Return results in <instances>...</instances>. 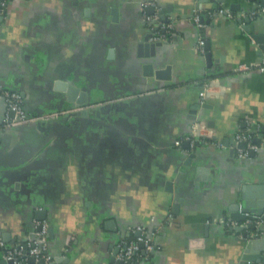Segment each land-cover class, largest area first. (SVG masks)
<instances>
[{"label": "crops", "instance_id": "1", "mask_svg": "<svg viewBox=\"0 0 264 264\" xmlns=\"http://www.w3.org/2000/svg\"><path fill=\"white\" fill-rule=\"evenodd\" d=\"M6 4L0 90L19 92L37 116L83 108L67 124L61 118L42 127L40 121L7 127L12 117L0 93V238L6 247L34 240L38 213L45 211L54 264H116L110 259L115 247L136 239L138 227L158 247L133 264H243L244 233L237 229L243 225L226 224L245 187L264 184V72L237 69L264 56V15H251L264 0ZM169 6L159 30L164 45L155 56H141L145 36L157 33L147 9L154 7L163 22L159 12ZM197 13L207 16L210 67L197 49ZM150 59L160 76L144 75ZM209 81L215 95L203 100ZM197 120L213 121L201 131L210 139L192 144ZM248 129L258 149L240 157L245 149L236 135ZM260 229L250 234L264 241V224ZM261 251L264 256V246Z\"/></svg>", "mask_w": 264, "mask_h": 264}, {"label": "built area", "instance_id": "2", "mask_svg": "<svg viewBox=\"0 0 264 264\" xmlns=\"http://www.w3.org/2000/svg\"><path fill=\"white\" fill-rule=\"evenodd\" d=\"M6 2L7 0H0V4L2 5L3 8L6 7ZM150 3H145L144 6H148ZM219 13L221 15H224V10H220ZM253 17L258 16V15H264V6H261L258 10H254L251 14ZM228 18H232V16H227ZM193 20L195 24L199 28V39H198V44H197V49L201 53H205V35L202 33V31L205 29V23H203L202 20V15L201 14H195L193 17ZM146 21L151 24L153 27L152 29L155 30V36L152 38L153 41H159L162 39L163 35L160 34L159 30L161 28H165L166 24L161 22L158 15H153V16H148L146 18ZM170 29L173 28V23L168 25ZM259 70L261 72H264V56L262 58V61L259 64H241L238 67V71L242 73H247L252 70ZM214 83V81H209V85L205 87L204 93H203V100L207 99L209 95H215L213 90L210 89L211 85ZM1 93L3 97L5 98L6 105L8 112H14L15 116L8 119L6 118L5 122L7 125L5 126H12V125H18L21 123H26V122H37V121H47V120H52V119H61L64 117H69L71 118L75 113L79 112L83 108L80 107H70L67 109H63L61 111L54 112L49 117L45 116H37L33 113H31L27 107L25 106L24 98L23 96L16 91H11V90H1ZM207 127V124L205 122H198L194 126V130L197 135H193L190 141L192 144L196 143H201V142H206L207 139L209 138V135H205L204 137L202 134V130ZM254 133L252 132V129H248L245 131H240L236 135V139L240 143L245 144V150H243L240 153V157H246L249 155L250 151L252 149H258V147L255 146L254 144ZM210 139V138H209ZM249 216L250 214H246ZM249 223L256 224L258 228L262 227L264 224V219L263 217H253L252 219H248L245 223L241 225H247ZM240 225L239 222L235 220H228V223L226 226L231 227V226H236ZM39 226L41 229L38 231L36 238L34 240H31L26 243H21L17 244L16 246L13 247H6L4 244V241L2 238H0V245L2 248H4V258L7 260H12L13 264H39V262L43 261L44 264H53L54 262V257L49 251V243H48V237L50 235V228L51 225L47 221H40ZM136 232H139L140 235L136 239H130L125 242V245L127 246L126 251L121 253L120 259L123 261V264H133L135 259L141 256L143 248L141 245H144V249L148 254L152 253L155 251V249L158 247L157 243L154 241L153 236L150 237L149 233L147 232L146 228L144 227H138L135 230ZM251 238H254V234L250 235ZM35 258V262L31 261V258ZM250 264V263H247Z\"/></svg>", "mask_w": 264, "mask_h": 264}, {"label": "water", "instance_id": "3", "mask_svg": "<svg viewBox=\"0 0 264 264\" xmlns=\"http://www.w3.org/2000/svg\"><path fill=\"white\" fill-rule=\"evenodd\" d=\"M2 9V5L0 4V12ZM149 11L150 14H155L156 13V9L154 7H149L147 9ZM171 11V6H169V8H163V10H161L159 12L161 19L163 20L164 23L168 22V20L166 19V13L167 11ZM7 12V10L5 9V13ZM114 14H116V10H113ZM207 16L203 17V21L204 23L207 22L206 20ZM4 20V18L0 17V21L2 22ZM154 37V34H149L147 36H145L144 41L139 45L140 47V55L141 56H155L156 55V49L158 46H163L164 43L159 41V42H152L151 39ZM205 49H206V59H207V63H208V67L211 66V62L213 60V56H212V46H211V40L208 37H205ZM157 63L158 62H154L151 61V59L146 62L145 66H144V75L146 77H155V76H160L161 75V71L157 68ZM208 75L212 74L211 71L207 73ZM214 75H216V73H213ZM1 93V90H0ZM77 104H82V100H78ZM206 106V105H205ZM204 106V107H205ZM199 110L200 106L197 105L194 107V110H192L193 114L196 113V109ZM101 112V109H97L96 113L99 116ZM83 115L87 116L89 114L93 115V111L92 110H84L82 112ZM11 117L15 116L14 112L10 113ZM70 118L69 117H64L62 118L60 121L63 123H69ZM198 122H205L207 124V126H210L211 123L213 121H202V120H197ZM42 125H45L47 123L50 122H46V121H42L40 122ZM213 125V124H212ZM260 137H263V135H261ZM256 144H260L261 143V139L256 140L255 141ZM190 141H188L186 143L187 147H190ZM240 147L245 149V144L241 143ZM255 149H252L250 151V154L252 156H254L255 154ZM191 157H194V154L190 156V158L188 159V163L191 160ZM171 189V183H169L168 185ZM230 217L232 220H235L237 222H239L240 224L246 222L248 219H252L253 217H263L264 219V184H255L252 186H246L243 193L241 194L240 198L235 202V204H233L230 207ZM246 214H250L249 216H247ZM45 211L39 212L38 213V217L37 219H39L40 221H44L46 219L45 216ZM240 228L237 227V229L241 230L244 234H243V238L242 240L245 242V250H244V254H243V264H264V256H262V252L261 251V247L264 246V241H259L257 240L256 237L251 238L250 237V232L253 230H256L258 232L261 231L260 228L257 227L256 224H248V225H243V226H239ZM39 230L41 229V227L39 226L38 228ZM50 234H53V227L51 226L50 228ZM137 236L140 235L139 232H137L136 234ZM141 247L143 248L142 254L143 256H147V253L144 249V245L142 244ZM127 246L125 245L123 248L122 247H115L110 259L112 263H116V264H123L122 260L117 259L119 257V255L121 253H123L124 251H126ZM4 250V249H3ZM32 262H35V258H31ZM55 262V261H54ZM53 262V264H54ZM1 264H13L12 260H7V259H3L1 261ZM39 264H44L43 261L39 262Z\"/></svg>", "mask_w": 264, "mask_h": 264}, {"label": "trees", "instance_id": "4", "mask_svg": "<svg viewBox=\"0 0 264 264\" xmlns=\"http://www.w3.org/2000/svg\"><path fill=\"white\" fill-rule=\"evenodd\" d=\"M202 33L204 34V31H202ZM131 239V238H130Z\"/></svg>", "mask_w": 264, "mask_h": 264}]
</instances>
